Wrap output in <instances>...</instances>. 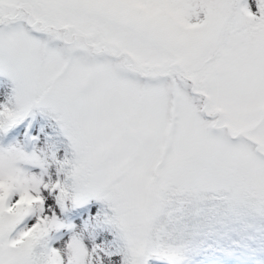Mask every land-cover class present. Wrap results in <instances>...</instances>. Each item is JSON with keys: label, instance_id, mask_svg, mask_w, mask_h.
<instances>
[{"label": "snow or ice", "instance_id": "snow-or-ice-1", "mask_svg": "<svg viewBox=\"0 0 264 264\" xmlns=\"http://www.w3.org/2000/svg\"><path fill=\"white\" fill-rule=\"evenodd\" d=\"M0 264H264V0H0Z\"/></svg>", "mask_w": 264, "mask_h": 264}]
</instances>
